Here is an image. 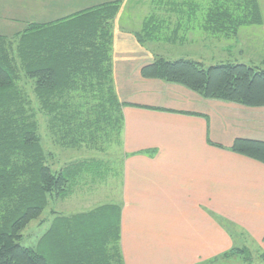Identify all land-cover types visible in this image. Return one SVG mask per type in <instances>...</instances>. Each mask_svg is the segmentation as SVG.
<instances>
[{
	"label": "trees",
	"instance_id": "1",
	"mask_svg": "<svg viewBox=\"0 0 264 264\" xmlns=\"http://www.w3.org/2000/svg\"><path fill=\"white\" fill-rule=\"evenodd\" d=\"M196 1H150L149 14L133 32L154 53L140 77L182 86L206 100L264 107V69L230 61L204 68L189 55L170 60L153 51L156 44L186 43L192 20L195 29L216 39L236 38L240 28L263 23L258 0H201L205 6ZM121 5L104 1L49 22H29L13 36L0 35V264H124L119 203L67 216L54 212L33 247L20 243L21 231L51 200L71 195L96 162L82 158L54 171L38 112L52 143L62 149L91 153L122 146L127 104L118 99L112 77L113 24ZM167 13L185 18V24L176 20L171 28ZM229 150L264 165L263 141L236 138Z\"/></svg>",
	"mask_w": 264,
	"mask_h": 264
},
{
	"label": "crops",
	"instance_id": "2",
	"mask_svg": "<svg viewBox=\"0 0 264 264\" xmlns=\"http://www.w3.org/2000/svg\"><path fill=\"white\" fill-rule=\"evenodd\" d=\"M104 1L113 0H0V28L7 29L0 35L20 32V22H49ZM128 1L121 0L112 46L114 88L127 104L119 203L124 264H215L234 246L217 223L218 204L264 248V165L229 150L236 138L264 142V107L206 100L179 85L142 79L140 68L153 55L133 32L148 0L134 7ZM136 10L144 13L133 15Z\"/></svg>",
	"mask_w": 264,
	"mask_h": 264
},
{
	"label": "rangeland",
	"instance_id": "3",
	"mask_svg": "<svg viewBox=\"0 0 264 264\" xmlns=\"http://www.w3.org/2000/svg\"><path fill=\"white\" fill-rule=\"evenodd\" d=\"M138 1L143 0H129L128 7L136 6L135 3ZM150 1L148 0V9L145 15L149 14ZM153 2L156 3L159 0H153ZM258 2L261 12L264 13V0H258ZM196 3L200 4V6L206 5L201 0H197ZM140 4V7L145 5L144 3L142 5ZM130 12V9L126 10V13ZM142 12L143 10H136L133 12V15H140ZM163 16L166 20L170 21V24H172L170 26L171 28H175L176 20L183 24L186 22L185 18H180L174 13L163 14ZM125 18H127V15L122 20V27L127 25ZM193 18L198 19L197 17ZM26 25V22L25 24L20 22L15 26V30L17 28V31H22ZM192 28H194L193 32H189L186 38L188 41L191 40L193 42L181 43L180 41L168 45L165 43L156 44V46H153L155 49L153 51L158 52V55H169L170 60L189 55L188 57L201 62L204 68L220 62L230 61L264 69V39L261 37L262 33L258 26L240 28L237 37L233 39H216L215 36L200 31L199 28L195 29V24ZM5 30L7 29L0 28V31ZM15 30H10L9 28V33ZM31 98L32 105L37 108V103L32 95ZM37 120L44 149L53 154L50 163L54 171L63 167V164L66 162L82 158H94L96 162L92 165L93 172L83 176L84 178L74 187L71 195L65 199L51 200L43 214L21 231L22 239L20 243L25 247H33L36 244L39 236L48 228L54 212L67 216L72 213L88 210L102 203H120L123 185L124 155L121 143L112 145L108 148V152L94 151L90 153L85 150L62 149L54 145L47 134L43 114L38 112ZM97 161H101L102 163H98ZM223 206L224 204H218L217 223L224 231L230 229L229 232L234 246L218 254L216 256L218 259L215 260V264H264V248H262L261 241L255 240L252 235L240 229V225L233 223L230 218H227L223 213ZM232 248L245 251L231 255ZM225 253L229 255L228 258L224 257Z\"/></svg>",
	"mask_w": 264,
	"mask_h": 264
}]
</instances>
